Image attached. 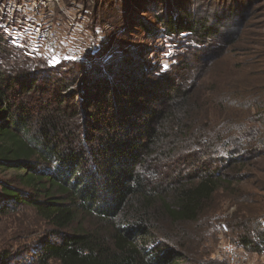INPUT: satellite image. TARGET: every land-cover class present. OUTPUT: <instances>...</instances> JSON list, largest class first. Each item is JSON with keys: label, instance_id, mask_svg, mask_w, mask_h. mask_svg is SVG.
Returning <instances> with one entry per match:
<instances>
[{"label": "trees", "instance_id": "obj_1", "mask_svg": "<svg viewBox=\"0 0 264 264\" xmlns=\"http://www.w3.org/2000/svg\"><path fill=\"white\" fill-rule=\"evenodd\" d=\"M186 3L154 17L157 28L136 22L172 44L163 71L118 54L113 39L97 60L109 40L92 30L85 59L66 51L54 64L0 35V170L22 187H1L0 215L29 207L53 228L35 244L37 264H190L159 224H196L219 192L235 206L227 225L240 247L264 250V178L250 174L264 173V71L248 60L245 85L228 80L238 14L216 23ZM81 216L92 230L64 232ZM19 251L0 250V264H22Z\"/></svg>", "mask_w": 264, "mask_h": 264}, {"label": "rangeland", "instance_id": "obj_2", "mask_svg": "<svg viewBox=\"0 0 264 264\" xmlns=\"http://www.w3.org/2000/svg\"><path fill=\"white\" fill-rule=\"evenodd\" d=\"M190 1L192 7L189 6V9L202 10H198L199 15L195 14L198 19L203 17V13L208 17L214 15L213 21L217 23V19L222 20L220 16L226 9H230L233 15L238 14L230 21L238 27L229 28L232 36L236 34V43L235 51L230 54L233 60L227 66V70L231 73L229 76L232 75L228 76V80L245 85L244 71L247 69L245 66L248 60L261 64L259 67L262 69L255 66L254 70L264 71V65H262L264 61V0H225L223 4L222 0ZM186 2L187 0H57L55 4H50V0H0V35L10 42L16 33V36L25 38L20 41V44L28 42L30 54L34 53L36 57L46 58L48 62L54 64L64 60L66 51L69 56L71 50H75L85 59L87 42L92 40L89 30H92L96 32L94 34L100 40L98 44L102 42L107 44L106 40H109L104 47L99 45V52L95 55L97 60H102L107 55L110 51L108 49L114 44L110 39H113L116 41L113 48H116L118 54L124 52L128 56L139 55L142 60L145 59V67L153 66L155 71H163L170 67L174 49L172 44L167 43L159 33L152 32L151 36L147 35L136 26V22L141 24L152 22L153 27L157 28L154 17L159 19L163 17L166 8H178L179 5L184 7L188 4ZM28 3L38 6L30 13V15L34 14L33 17L36 19L34 27L49 35L50 32L52 33L53 46L50 47V36L44 39V43L47 44L44 48L47 50L44 48L36 50L38 44L36 30L25 29L23 21L20 20V18L23 19V15L15 9L16 5ZM123 6L126 7V13L122 10ZM108 9L109 11H106ZM104 13L108 17L117 14L108 19L110 22L106 23L107 27L96 22L105 18ZM152 31L159 32L156 29ZM31 38L33 41L30 43ZM14 42L18 41L14 40ZM119 43H122L120 47ZM256 43L257 46H255ZM9 45L11 46L10 43ZM106 47L108 49H105ZM20 56V59H23L25 53L21 52ZM36 61L33 59L31 62ZM232 63L242 67L235 69L231 67ZM255 162L256 166L264 172V159H257ZM168 172H170L169 169ZM250 174L264 178V173L251 171ZM16 175L13 171L0 170V197L3 185L22 190L17 183ZM143 176L151 184L158 183L151 171L145 172ZM260 196H264V193ZM213 198L209 211L196 224L170 228L162 221L159 226L165 234L174 237L177 246L185 247L187 250L185 254L190 264H264V250L261 253L247 252L240 247L238 239L228 230V219L234 212L235 206L229 203L222 192ZM95 223L93 218L81 216L64 232L70 233L77 228L89 231L93 229ZM223 227H226V230ZM52 232L53 228L44 223L31 208L22 207L17 211L0 215V250L15 252L18 249L20 251L16 253L22 256L23 260L20 263L37 264V257H31L35 252V244L38 240L43 241L51 237Z\"/></svg>", "mask_w": 264, "mask_h": 264}, {"label": "built area", "instance_id": "obj_3", "mask_svg": "<svg viewBox=\"0 0 264 264\" xmlns=\"http://www.w3.org/2000/svg\"><path fill=\"white\" fill-rule=\"evenodd\" d=\"M55 2H57V0H50V4H55ZM33 3L32 4L28 3L26 5H24V4L16 5L15 9L18 10L17 12H21L20 15H23V19L20 18V20L23 21V25H25V29L36 30V39L38 40L36 50L39 51L40 48H44V46L47 45L44 43V39L46 40L47 36L48 37L50 36V47L53 46L54 44L51 41L52 40V33L50 32V35H49V34H47V32H41V30L39 28H35L34 22L36 21V19L33 17L34 14L28 16V13H31V11H35V9L38 7L37 5H35ZM34 13H36V12H34ZM14 34H15V36H13V38H14L13 40L20 42V39L18 38V36H16V33H14ZM18 42H16V43H18ZM44 49H46V48H44ZM69 58L75 62H79L81 60L80 59L81 56H79L75 50L70 51Z\"/></svg>", "mask_w": 264, "mask_h": 264}]
</instances>
